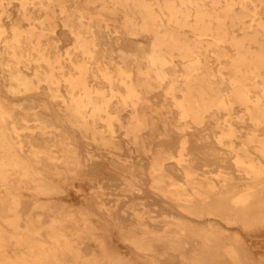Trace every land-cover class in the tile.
Here are the masks:
<instances>
[{
    "label": "bare ground",
    "instance_id": "obj_1",
    "mask_svg": "<svg viewBox=\"0 0 264 264\" xmlns=\"http://www.w3.org/2000/svg\"><path fill=\"white\" fill-rule=\"evenodd\" d=\"M0 71V264H264V0H0ZM37 91L106 149L133 133L174 213L108 164L135 196V222L115 214ZM168 94L197 129L238 106L254 128L240 137L227 119L219 143L232 158L212 159L167 131ZM68 184L96 206L75 203Z\"/></svg>",
    "mask_w": 264,
    "mask_h": 264
},
{
    "label": "rangeland",
    "instance_id": "obj_2",
    "mask_svg": "<svg viewBox=\"0 0 264 264\" xmlns=\"http://www.w3.org/2000/svg\"><path fill=\"white\" fill-rule=\"evenodd\" d=\"M61 33L67 41H72L73 36L70 32L61 31ZM0 82L2 84L5 83V77L1 71ZM4 93L7 97H10L5 88ZM33 95L36 99H46L48 101L55 119L72 136V140L78 147L81 157L84 160H87L86 170L92 180V185L95 187L102 185L105 188V193L101 198L113 207L115 214H119L127 222H135L134 214L126 209L127 205L135 200V196L124 195L122 193L123 182L119 178L107 173L106 165L108 164L117 165L122 170L138 176L145 183V194L143 196L152 208L158 206L157 210L159 212L174 213V208L170 207L164 199L150 189L149 177L144 170L149 158L148 155L141 151L136 145V137L133 133H129L125 129H120L119 135L123 142L122 148L120 150L106 149L94 141L83 138L79 129L70 122L67 111L64 110L63 107L55 104L52 100H49L43 91H37ZM161 98L163 99L164 97L161 96ZM159 104L162 107L164 114H166L170 120V125L167 131L177 138H180L183 135H188L190 137L195 136L200 140L202 146L206 149V152L212 154V159H221V161L229 162L232 158L228 148L219 143V135L227 130L228 121L233 123L234 129L240 137L248 136L249 132L254 128V124L250 120L242 119L239 116L243 111V108L240 106L237 107L236 114L228 117L227 113L223 112L218 115L217 120H210L204 127L197 129L194 125L188 122V120L181 117L172 95L168 94L165 99L159 102ZM227 119L229 120L227 121ZM168 139L170 142L171 138L169 137ZM161 140L162 139L159 141ZM73 189L74 187L72 184H68L65 191L66 193L71 192L72 195L74 194L73 197H78V195L73 193ZM82 194L75 199V203H81L89 207L96 206L99 201L96 196H89L87 195V192L83 195ZM97 213L101 217H105L108 221H111L107 217L108 214ZM110 235V245L115 249H122L124 244L120 239L119 233L116 232V228L111 222Z\"/></svg>",
    "mask_w": 264,
    "mask_h": 264
}]
</instances>
